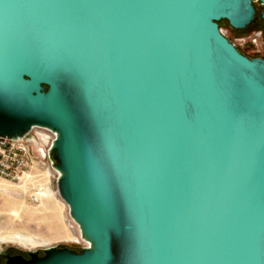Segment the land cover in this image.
Masks as SVG:
<instances>
[{
    "label": "water",
    "instance_id": "95a60500",
    "mask_svg": "<svg viewBox=\"0 0 264 264\" xmlns=\"http://www.w3.org/2000/svg\"><path fill=\"white\" fill-rule=\"evenodd\" d=\"M256 1L0 0V137L55 134L87 244L6 264H264V58L220 25Z\"/></svg>",
    "mask_w": 264,
    "mask_h": 264
},
{
    "label": "rangeland",
    "instance_id": "374dc122",
    "mask_svg": "<svg viewBox=\"0 0 264 264\" xmlns=\"http://www.w3.org/2000/svg\"><path fill=\"white\" fill-rule=\"evenodd\" d=\"M255 5L259 18L247 30H236L226 20L221 21L220 25L224 34L244 54L264 58V23L260 17L264 6L258 1ZM258 32L262 34L258 45H255L250 38ZM35 154L37 155V151ZM53 173L48 174L46 171L38 178L33 176L34 173H30L29 180L34 179L36 181L34 185L37 182L48 184L54 192L53 196L42 199L39 196L38 199L29 196L27 188L30 183L28 181L17 184L0 177V250L10 248L16 253L26 255L29 250H39L43 255V249L49 246H71L79 251L86 246L76 244L81 237L79 227L70 216L67 204L58 193V175ZM67 232L74 233L76 241L65 240L61 237L51 238L53 234L58 233L64 236ZM0 262V264H5L4 260Z\"/></svg>",
    "mask_w": 264,
    "mask_h": 264
},
{
    "label": "built area",
    "instance_id": "2783aa9c",
    "mask_svg": "<svg viewBox=\"0 0 264 264\" xmlns=\"http://www.w3.org/2000/svg\"><path fill=\"white\" fill-rule=\"evenodd\" d=\"M261 34L262 32H258L250 38V41L258 45ZM32 134L36 142L28 139L0 137V177L17 184L28 181L30 183L27 188L29 196L38 199L37 192L45 185L38 182L34 185L36 181L29 180L30 173H34L35 178L41 174L44 175L46 171L48 174L54 172L53 174L58 175L52 166L49 154L55 134L44 128H34ZM36 151L38 156L35 154ZM76 244L87 245L81 237Z\"/></svg>",
    "mask_w": 264,
    "mask_h": 264
},
{
    "label": "bare ground",
    "instance_id": "6f19581e",
    "mask_svg": "<svg viewBox=\"0 0 264 264\" xmlns=\"http://www.w3.org/2000/svg\"><path fill=\"white\" fill-rule=\"evenodd\" d=\"M53 193H54L53 190H51V188L47 184L44 186L43 189H41L40 191L37 192V196H39L42 199V198H47V197L53 196L54 195ZM54 237H56V238L61 237L65 240L76 241V237H75L74 233H72V232H67L64 236H61L58 233L53 234L51 236V238H54ZM31 248H33V247H31Z\"/></svg>",
    "mask_w": 264,
    "mask_h": 264
},
{
    "label": "flooded vegetation",
    "instance_id": "af4514ba",
    "mask_svg": "<svg viewBox=\"0 0 264 264\" xmlns=\"http://www.w3.org/2000/svg\"><path fill=\"white\" fill-rule=\"evenodd\" d=\"M11 255H13V254H17L16 252H14L12 249H10V248H8V250H7ZM25 257H29L28 256V254L26 255V254H23ZM1 260H4L5 261V264H6V261H7V258L6 257H4V256H0V261ZM1 263V262H0Z\"/></svg>",
    "mask_w": 264,
    "mask_h": 264
}]
</instances>
